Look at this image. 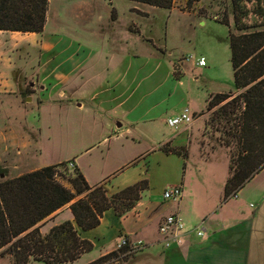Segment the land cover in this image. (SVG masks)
I'll return each mask as SVG.
<instances>
[{
  "label": "crops",
  "instance_id": "obj_1",
  "mask_svg": "<svg viewBox=\"0 0 264 264\" xmlns=\"http://www.w3.org/2000/svg\"><path fill=\"white\" fill-rule=\"evenodd\" d=\"M128 1L131 5L123 13L148 16L152 8H157L143 5L146 9H141ZM120 17L115 0H48L42 32L0 30V154L9 172L17 173L9 178L38 169L32 166L31 159L51 154L50 110H70L74 105L90 111L103 123L110 122L112 117L129 123L161 114L155 113L152 103L135 115L137 103L132 99L136 75L141 74L137 68L144 66H137V60L159 62L162 56L133 37L135 32L142 33L133 18L120 23ZM172 75L176 77L175 71L167 69L164 78ZM149 81L148 84L155 82ZM157 87H147L143 98H156L157 92L153 90ZM161 103L162 100L156 106ZM193 126L194 123L181 125L161 143L188 146V132ZM103 139L108 153L121 155L118 164L98 162L93 157L91 164L87 163L85 156L91 154L95 144L74 150L70 158L51 164L72 159L89 185L105 182L109 191L144 179L148 188L124 215L118 216L109 208L97 226L88 230L77 228L78 235L90 241L93 248L81 254L74 264L88 253L92 257L79 264L116 250L122 238L136 248L127 260L111 264H264V168L234 196L223 200L228 172L221 187H214L207 175L212 170L209 167L196 171L191 179L185 177L187 157L165 153L160 146L142 145V139L136 142L135 137L119 132ZM128 158H133V163L117 170ZM154 172H159L158 181L154 180ZM175 185L182 187L181 199H165V189ZM66 187L72 190L69 183ZM174 212L183 217L187 233L181 244L165 247L158 226L167 214ZM67 219L73 222L71 210L65 205L47 218L40 231L45 234ZM46 223L50 225L43 231ZM197 225L202 226L203 236L192 231ZM138 241L142 242L140 247Z\"/></svg>",
  "mask_w": 264,
  "mask_h": 264
},
{
  "label": "trees",
  "instance_id": "obj_2",
  "mask_svg": "<svg viewBox=\"0 0 264 264\" xmlns=\"http://www.w3.org/2000/svg\"><path fill=\"white\" fill-rule=\"evenodd\" d=\"M135 4L170 9L173 0H130ZM200 0H186L191 9ZM48 0H0V30L42 32ZM230 15L219 22L229 27L230 62L233 91L209 95V109L230 123L226 146L234 147L228 165L223 200L236 194L246 182L264 168V0H229ZM233 117L230 118L229 115ZM160 149L187 157L181 147L163 143ZM72 161L47 165L13 178L0 179V254L11 256V264H71L92 250L77 228L97 226L103 212L112 208L118 216L131 211L148 182L140 180L119 190L109 191L105 182L89 185ZM63 167L71 170L66 172ZM61 172L72 190L57 176ZM6 169L0 167V174ZM1 176V175H0ZM68 205L73 215L42 234L40 227L57 210ZM53 217V216H52ZM51 217V218H52ZM133 253L126 245L86 264L122 262Z\"/></svg>",
  "mask_w": 264,
  "mask_h": 264
},
{
  "label": "rangeland",
  "instance_id": "obj_3",
  "mask_svg": "<svg viewBox=\"0 0 264 264\" xmlns=\"http://www.w3.org/2000/svg\"><path fill=\"white\" fill-rule=\"evenodd\" d=\"M115 4L120 10V23L129 22L133 18L142 30L141 34L135 32L133 37L138 41H144L148 48L156 50L157 54L162 56L161 63L154 59L151 61L137 60V66L143 63L144 66L137 68L141 74L136 75V90L132 99L137 103L135 115L138 116L152 103L155 105V113L161 114L153 118L149 115V118L129 123L118 117H112L110 122L103 123L90 111L79 110L74 105L70 110L66 108L50 110L49 127L52 134H50L49 147L52 152L48 156L31 159L32 166L40 168L70 158L74 150L81 151L91 144H95V147L89 151L91 154L85 156L88 158L87 163H90L93 157L98 162L116 165L122 157L105 150L106 142H103V138L107 134L119 132L125 136L135 137L136 142L142 139V145L159 147L166 136H171V134L173 136L174 133L173 128L166 126L167 117L183 106H188L192 113L197 112L194 118H200L194 120L195 126L191 127L188 132V146L174 145L172 147L182 146L181 150L187 154L186 178L191 179L196 171L209 167L212 170H208L207 175L212 178L211 184L214 187H221L227 176L231 154L235 151L234 147L226 146L230 135L226 136L225 132L231 133L228 132L231 124L225 123V120L219 116L220 114L215 112L224 102L209 109L206 100L209 95L227 93L234 89L230 62L229 27L219 22L223 13H227L231 20L229 0H200L191 9L186 7V0H173L170 9L152 8L148 16L134 15L127 11L123 13L122 10L129 4L131 5L128 0H115ZM135 5L146 9L141 4ZM201 56L206 60L204 66L196 63L197 58ZM188 57L190 58L187 59ZM167 69L175 71L176 77L172 75L165 79ZM143 77L148 78L142 84L138 83L143 80ZM149 80L155 82L148 84ZM156 85L158 87L153 90L157 92L156 98L152 99L151 96L150 100L144 99L143 95L147 87L150 90ZM160 87H162L161 94ZM161 100V106H156V103ZM160 110L162 112H159ZM229 117L232 118L233 115L230 114ZM118 123L123 125L118 126ZM145 138H147L146 141ZM137 147L144 148L143 146ZM132 160L133 158H128L126 163L119 166L117 170L131 165ZM0 167L6 169V176L1 173L0 179L17 175V173H10V169L3 164V154H0ZM63 168L66 172L71 171L66 167ZM63 173L58 174L57 179L67 186L69 182ZM153 174L154 180L158 181L159 172ZM49 225L46 223L43 231H46ZM92 255L91 253L84 255L76 264L87 261ZM0 264H11V256L0 254ZM29 264L44 263L37 261Z\"/></svg>",
  "mask_w": 264,
  "mask_h": 264
},
{
  "label": "built area",
  "instance_id": "obj_4",
  "mask_svg": "<svg viewBox=\"0 0 264 264\" xmlns=\"http://www.w3.org/2000/svg\"><path fill=\"white\" fill-rule=\"evenodd\" d=\"M188 57L187 59H189ZM197 65L204 66L206 65V60L204 57L197 58ZM195 118L193 113L190 111V108L185 106L182 110L175 116L167 118V125L173 129H178L181 125H191L194 122ZM72 162L67 164V168H72ZM183 191L180 185L167 187L163 193V197L168 200H180L182 197ZM158 231L162 237V241L165 247H169L171 244H181L185 234L187 233L186 224L183 217L177 213L167 214L162 221L159 223ZM193 232L198 236H203L204 231L201 225H197L192 229ZM127 239L122 238L117 244V248H120L126 245ZM142 242L138 241L137 246H141ZM136 247L130 246V250L134 251Z\"/></svg>",
  "mask_w": 264,
  "mask_h": 264
}]
</instances>
